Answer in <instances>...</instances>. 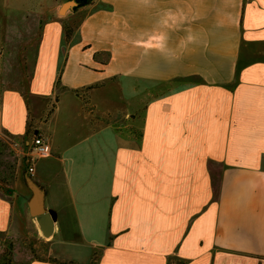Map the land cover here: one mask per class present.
I'll use <instances>...</instances> for the list:
<instances>
[{
  "label": "crops",
  "instance_id": "crops-1",
  "mask_svg": "<svg viewBox=\"0 0 264 264\" xmlns=\"http://www.w3.org/2000/svg\"><path fill=\"white\" fill-rule=\"evenodd\" d=\"M34 1L0 0V44H36L27 82L0 63V144L50 140L55 228L12 264H264V0H93L67 44L68 0ZM31 196L0 185V240Z\"/></svg>",
  "mask_w": 264,
  "mask_h": 264
},
{
  "label": "rangeland",
  "instance_id": "rangeland-1",
  "mask_svg": "<svg viewBox=\"0 0 264 264\" xmlns=\"http://www.w3.org/2000/svg\"><path fill=\"white\" fill-rule=\"evenodd\" d=\"M28 1H31L32 3L36 2L34 0ZM56 1L58 0H54V2ZM98 2L101 3L102 1L98 0ZM89 11L90 8H88V6L84 7L82 5H77L66 11L64 15L61 14L62 16L66 17V27L72 28L71 39H73L74 35L77 33L80 21ZM35 48L36 44H0V54L3 55L1 56L0 63L2 65L3 61H14L16 64L17 62H20L21 69L24 73V82H27L32 70ZM6 56L8 57V60L4 58ZM159 92L160 91L149 92L148 96L149 98H151L157 95ZM142 100L144 99L137 100L139 105H141V103H144ZM51 109L52 106L46 111L43 118H48L50 116ZM136 116L140 117V115L134 114L133 119H136ZM31 125L32 123L30 122V128ZM131 125L132 122L130 120L129 126L131 127ZM136 131L138 132L137 129ZM26 148L27 149H25V151L23 150V152L25 153L24 154L22 152H17L14 148H12V146L8 145L7 143L0 144V184L6 194L13 195L15 203L19 202V196L21 197L22 195H24L26 191H31L25 177H22L24 175V172L28 171L29 166V158L27 152H30L31 150L28 148V146ZM27 175H31L32 177H34V175L29 173V171L27 172ZM20 211L21 219H18L20 213L18 207L15 208L14 222H19V232L21 235L19 236V238H17V241L14 240V236H12L11 234L7 237H3L2 240H0V248L2 249V253H4L5 255L6 253L9 254L11 252L12 254L16 249V253L21 255V257L25 259L24 262L29 261L32 257H45L48 254V251L46 249L47 243L44 238H41L42 236L40 237L37 232V226L35 224L36 219L31 218L29 210H27V208L22 207ZM9 256L12 258L11 255ZM97 259L98 254H95L93 256L91 264H96Z\"/></svg>",
  "mask_w": 264,
  "mask_h": 264
},
{
  "label": "water",
  "instance_id": "water-1",
  "mask_svg": "<svg viewBox=\"0 0 264 264\" xmlns=\"http://www.w3.org/2000/svg\"><path fill=\"white\" fill-rule=\"evenodd\" d=\"M77 5L76 0H68L62 4L60 13L64 15L66 11ZM26 182L32 191L29 200L30 213L36 218L44 236L50 237L54 233L55 221L45 206V190L31 175H26Z\"/></svg>",
  "mask_w": 264,
  "mask_h": 264
},
{
  "label": "built area",
  "instance_id": "built-area-1",
  "mask_svg": "<svg viewBox=\"0 0 264 264\" xmlns=\"http://www.w3.org/2000/svg\"><path fill=\"white\" fill-rule=\"evenodd\" d=\"M28 148L31 150L30 152H27L29 158L28 171L29 173L34 174L35 162L39 158L50 156L52 154V145L48 138L40 134H35Z\"/></svg>",
  "mask_w": 264,
  "mask_h": 264
},
{
  "label": "trees",
  "instance_id": "trees-1",
  "mask_svg": "<svg viewBox=\"0 0 264 264\" xmlns=\"http://www.w3.org/2000/svg\"><path fill=\"white\" fill-rule=\"evenodd\" d=\"M76 2L78 3V5H85V4H90L93 2V0H76ZM71 35H72V28L71 27H66L65 26V39H66V44L70 41L71 39ZM61 74V71H60ZM60 76V75H59ZM59 83V81H58ZM92 86H88L87 88H91ZM86 88V89H87ZM77 92H79V90H77ZM55 107V103L52 105V109L50 110V115L52 114L53 110ZM30 131V129L28 128V132ZM1 185V184H0ZM11 254V252L8 254L6 253L4 255V253H1V264H12V258L9 256ZM168 264H184V261H180V260H176L175 262L172 261L170 259V261L168 262Z\"/></svg>",
  "mask_w": 264,
  "mask_h": 264
}]
</instances>
